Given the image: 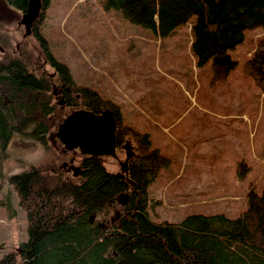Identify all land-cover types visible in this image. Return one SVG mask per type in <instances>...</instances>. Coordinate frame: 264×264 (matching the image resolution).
<instances>
[{"label":"rangeland","instance_id":"rangeland-1","mask_svg":"<svg viewBox=\"0 0 264 264\" xmlns=\"http://www.w3.org/2000/svg\"><path fill=\"white\" fill-rule=\"evenodd\" d=\"M23 17L0 0V41L11 56L25 59L31 73H56L39 41L25 37ZM192 23L161 37L106 10L104 0H53L42 23L50 51L76 84L120 107L124 124L148 135L168 158L149 187L156 223H179L190 215L237 218L247 210L252 188L264 192V83L249 69L264 28L247 30L243 43L229 51L237 66L222 79L212 59L201 64L195 55ZM4 52L0 45V58ZM64 116L45 142L18 134L8 147L0 179V258L28 240L26 212L10 178L83 158L57 136ZM117 155L101 158L109 172H121L126 163L124 149Z\"/></svg>","mask_w":264,"mask_h":264},{"label":"trees","instance_id":"trees-1","mask_svg":"<svg viewBox=\"0 0 264 264\" xmlns=\"http://www.w3.org/2000/svg\"><path fill=\"white\" fill-rule=\"evenodd\" d=\"M4 1L22 13L28 9L29 0ZM52 2L42 0V14L32 36L49 64L64 81L72 83L68 67L56 60L42 32ZM104 6L161 37L171 36L193 21V51L201 64L212 59L214 74L222 79L237 66L229 51L243 43L247 30L264 28V0H104ZM0 45L5 50L0 58L2 179L14 136L45 142L53 130L47 125L62 114L50 106L51 98L43 96L51 79L47 84L36 79L27 70L25 59L11 56L2 39ZM249 69L264 83V38L258 40ZM80 92L86 101L95 100L97 114L104 108L112 110L119 122V145L131 142L136 155L127 173L109 172L101 159L92 157L81 160L79 177L47 165L11 177L20 207L26 212L28 240L21 244L20 253L5 255L0 264H264V192L258 194L252 188L248 208L237 218L190 215L179 223L153 222L149 187L168 165V158L153 147L148 135L124 124L120 107L89 88L81 87ZM29 94L34 98L29 100ZM124 194L130 200L121 206ZM117 211L121 218L112 224Z\"/></svg>","mask_w":264,"mask_h":264},{"label":"water","instance_id":"water-1","mask_svg":"<svg viewBox=\"0 0 264 264\" xmlns=\"http://www.w3.org/2000/svg\"><path fill=\"white\" fill-rule=\"evenodd\" d=\"M43 3L42 0H29L28 9L24 13L23 20L21 24L26 29L25 37L32 36L33 26L38 21L42 14ZM75 120L79 129L77 132L78 136L74 134L65 133V125L68 121ZM64 123L57 134L58 138L65 145L66 149L73 151L76 149H81L83 154L86 155H97V156H112L116 157V118L110 109L104 110L100 115H95L94 113L79 111L74 113L70 118ZM73 137V138H71ZM88 141H94L93 145L89 147ZM127 151V160H130L134 155L133 148L128 142L124 146ZM73 163V161H72ZM124 172H127V164H123ZM74 176L78 177L82 174L81 168L72 167ZM130 200V195L124 194L121 206H125ZM121 218V212L117 211L115 216L112 217L111 223H117ZM95 216L92 217V222H94ZM104 227V225H101ZM121 228V225H119ZM20 253V250H18Z\"/></svg>","mask_w":264,"mask_h":264},{"label":"flooded vegetation","instance_id":"flooded-vegetation-1","mask_svg":"<svg viewBox=\"0 0 264 264\" xmlns=\"http://www.w3.org/2000/svg\"><path fill=\"white\" fill-rule=\"evenodd\" d=\"M46 64L48 66H51L47 59H46ZM53 69L55 70V68H53ZM27 70L29 71L28 68H27ZM31 74L34 75V73H31ZM34 76L36 77V79H39L40 81H45L46 84H47V80L51 79L50 82H49V86H47V89H46L47 93L43 94V96L45 98H47V97L51 98L49 100V103H51V104H52L53 100H54L53 102L57 101L55 103L56 104V106H55L56 108L55 109L58 108V110L61 112V114L63 113V115H65L64 119L62 120L61 125L58 127L59 129L61 128V126L64 123H66V121L70 118V116H72L76 112L86 111V112L94 113L95 115H100L104 110L109 109V108H104V109L101 110V112L99 114H97L95 112V106H96L95 100L86 101L85 95L80 92V88L81 87L76 84V82L74 81L73 77H72L73 82L72 83H68V82L64 81L62 75L57 73V72L54 73V74H49L48 72L47 73H40L39 75H34ZM43 84L41 85V87H44V89H45L46 86H45V84L44 85ZM67 113H68V115H67ZM118 123L119 122H118V120L116 118L117 147H116V157H113L115 159L119 158L118 155H117V152L120 151V150H123V149H124L126 157H127V151H126L124 146L126 145V143L129 142V141H126L122 145H119V142H118V127H119V125H118ZM45 126H46V124H45ZM47 126L50 129H54L53 128L54 127V123L52 125H47ZM64 129H65V133L74 134V136L75 135L78 136L76 131L80 130L79 129V125H78V123L75 120L68 121L66 123ZM71 138H73V137H71ZM88 142H89V144H91V141H88ZM129 143H131V142H129ZM131 146H132L133 151H134V153L136 155L135 147H134V145H132V143H131ZM72 152L73 153L79 152L81 155H83V158H81L79 161H77L78 160L77 158L73 157L72 159H70L69 162H66L65 165H64V168H62V170L65 171L67 174H71L73 176H74V172L72 171V167L81 168V171L83 173V167L81 166L80 162L84 158L95 157V158L101 159V158H104V157H106V158L112 157V156H102L101 157V156H97V155H94V156L86 155V154L82 153L80 148L76 149V150H73ZM135 155L130 160L126 159L127 169H129V163L135 157ZM72 161H73V163H72ZM76 163H77V166H76ZM123 164L124 163L121 162V166H122V171L121 172L122 173H127L128 170H127V172H124Z\"/></svg>","mask_w":264,"mask_h":264},{"label":"bare ground","instance_id":"bare-ground-1","mask_svg":"<svg viewBox=\"0 0 264 264\" xmlns=\"http://www.w3.org/2000/svg\"><path fill=\"white\" fill-rule=\"evenodd\" d=\"M92 143H94V141H91V144H89V147L93 145Z\"/></svg>","mask_w":264,"mask_h":264}]
</instances>
